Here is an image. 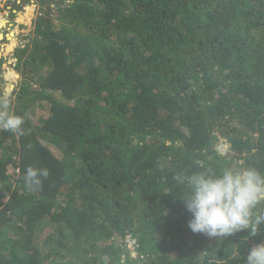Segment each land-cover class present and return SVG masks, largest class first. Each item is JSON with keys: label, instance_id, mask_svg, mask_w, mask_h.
<instances>
[{"label": "trees", "instance_id": "trees-1", "mask_svg": "<svg viewBox=\"0 0 264 264\" xmlns=\"http://www.w3.org/2000/svg\"><path fill=\"white\" fill-rule=\"evenodd\" d=\"M30 1L0 92L24 119L0 130V264H246L264 224L192 233L177 177L264 175V0Z\"/></svg>", "mask_w": 264, "mask_h": 264}, {"label": "clouds", "instance_id": "clouds-1", "mask_svg": "<svg viewBox=\"0 0 264 264\" xmlns=\"http://www.w3.org/2000/svg\"><path fill=\"white\" fill-rule=\"evenodd\" d=\"M24 119L8 111V104H0V130L24 135ZM47 168L29 166L24 181L29 188L42 185L47 179ZM177 179L186 183L190 192L183 200L191 218L187 227L194 234L208 238L231 236L249 230L250 236L259 233L264 224V175L255 168H225L219 175L197 172ZM246 264H264V242L248 251Z\"/></svg>", "mask_w": 264, "mask_h": 264}, {"label": "rangeland", "instance_id": "rangeland-1", "mask_svg": "<svg viewBox=\"0 0 264 264\" xmlns=\"http://www.w3.org/2000/svg\"><path fill=\"white\" fill-rule=\"evenodd\" d=\"M0 0V92L10 93V88H6V80L13 81L16 78V69L14 50L18 47V39L27 35L32 38L33 25L32 20L37 14L38 7H35L30 0H21L18 9L15 10L12 1L2 6ZM8 7V9H6ZM50 11H55V6L50 5ZM7 97V96H6ZM1 97L0 98H6ZM43 233H49L48 229Z\"/></svg>", "mask_w": 264, "mask_h": 264}, {"label": "built area", "instance_id": "built-area-1", "mask_svg": "<svg viewBox=\"0 0 264 264\" xmlns=\"http://www.w3.org/2000/svg\"><path fill=\"white\" fill-rule=\"evenodd\" d=\"M126 242H127L129 247H133L134 243H135V241L133 239H131L130 236L126 237Z\"/></svg>", "mask_w": 264, "mask_h": 264}, {"label": "crops", "instance_id": "crops-1", "mask_svg": "<svg viewBox=\"0 0 264 264\" xmlns=\"http://www.w3.org/2000/svg\"><path fill=\"white\" fill-rule=\"evenodd\" d=\"M12 1V0H1V2L3 3L2 6H6L7 2ZM6 9H8V7H6Z\"/></svg>", "mask_w": 264, "mask_h": 264}, {"label": "water", "instance_id": "water-1", "mask_svg": "<svg viewBox=\"0 0 264 264\" xmlns=\"http://www.w3.org/2000/svg\"><path fill=\"white\" fill-rule=\"evenodd\" d=\"M1 38V37H0Z\"/></svg>", "mask_w": 264, "mask_h": 264}]
</instances>
